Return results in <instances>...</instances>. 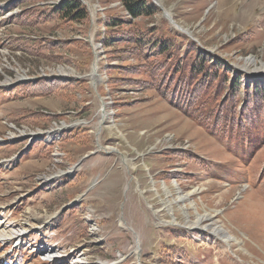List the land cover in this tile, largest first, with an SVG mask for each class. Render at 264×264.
Here are the masks:
<instances>
[{
	"label": "rangeland",
	"instance_id": "obj_1",
	"mask_svg": "<svg viewBox=\"0 0 264 264\" xmlns=\"http://www.w3.org/2000/svg\"><path fill=\"white\" fill-rule=\"evenodd\" d=\"M83 1L91 21L67 28L43 18L61 0H0V232L27 231L0 239V263L264 264V122L230 138L180 112L142 57L102 42L120 2ZM157 2L264 76V0Z\"/></svg>",
	"mask_w": 264,
	"mask_h": 264
},
{
	"label": "trees",
	"instance_id": "obj_2",
	"mask_svg": "<svg viewBox=\"0 0 264 264\" xmlns=\"http://www.w3.org/2000/svg\"><path fill=\"white\" fill-rule=\"evenodd\" d=\"M118 1L125 12L120 15L119 11H112L117 13L108 15L102 22L105 28L102 42L107 47L123 42L126 50L142 57L159 81L160 94L165 98L170 96L180 112L230 138L249 137L257 119L264 122V76L253 79L233 71L224 58L172 29L167 19L162 18L160 23L138 22L139 18L150 20L159 13L161 9L153 0ZM42 13L45 20L67 28L77 24L86 26L91 21L90 10L83 0L48 4ZM181 99L186 104L179 108L177 101ZM179 152L200 160L191 151ZM167 248L161 250L168 255L178 257L182 252L176 246Z\"/></svg>",
	"mask_w": 264,
	"mask_h": 264
},
{
	"label": "bare ground",
	"instance_id": "obj_3",
	"mask_svg": "<svg viewBox=\"0 0 264 264\" xmlns=\"http://www.w3.org/2000/svg\"><path fill=\"white\" fill-rule=\"evenodd\" d=\"M95 74H96V71H95ZM166 191H168V190H166ZM168 194L170 193V191L169 192H167ZM187 196V195H186ZM181 199H184V198H186L185 196H184V198L183 197H180ZM170 202V201H169ZM211 216L209 215V213H207V214H205V215H198L197 216V219H196V221L194 222V224H197V225H199V224H201L202 223V219H204V218H208V219H211L210 218ZM207 226H209V225H207ZM216 227H217V231H219V232H221V233H223V234H226L227 236L229 235V233L226 231V229L223 227V226H221V225H216ZM27 231H25V233H26ZM24 232H21L17 237L16 236H11V234H8L6 231H4V230H2L1 232H0V239H6L7 241H11V240H13L14 238H17L16 240H18V239H20L19 237H22L24 234H25ZM226 237V236H225ZM230 237V236H229ZM82 260V259H81ZM83 260H86V259H84L83 258ZM79 262H81V261H79Z\"/></svg>",
	"mask_w": 264,
	"mask_h": 264
},
{
	"label": "water",
	"instance_id": "obj_4",
	"mask_svg": "<svg viewBox=\"0 0 264 264\" xmlns=\"http://www.w3.org/2000/svg\"><path fill=\"white\" fill-rule=\"evenodd\" d=\"M157 4V0H154ZM162 11H163V15L164 17L170 22V24H172L173 27H176L178 29H181L182 31H186V33H188V35L190 36L191 33L189 31H187L186 29H184L180 24H178L176 22V20L173 18V16L171 15V13L165 8V7H161Z\"/></svg>",
	"mask_w": 264,
	"mask_h": 264
}]
</instances>
